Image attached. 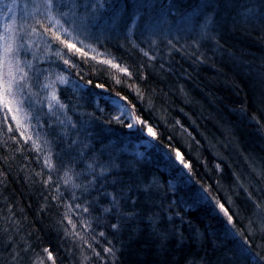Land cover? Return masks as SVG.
Returning a JSON list of instances; mask_svg holds the SVG:
<instances>
[{"label": "snow or ice", "instance_id": "obj_1", "mask_svg": "<svg viewBox=\"0 0 264 264\" xmlns=\"http://www.w3.org/2000/svg\"><path fill=\"white\" fill-rule=\"evenodd\" d=\"M106 2L0 0V111L4 113L0 120V186L7 188L9 174L19 163L18 171L24 173L26 186L35 189L30 195L39 197L41 218L51 220V227L59 237L58 246L75 258V264H117L120 249L114 240L133 222L147 219L148 226L162 242L173 234L183 239V234L164 227L165 214L172 221L173 213L169 210L175 206V202L165 204L171 200L168 190L155 177L148 181L139 171L124 172L116 162L114 147L102 140L98 143L92 131L94 121L100 118L87 113L88 119H84L85 114L77 112L70 93L92 97L96 95L95 89L109 92L116 88L112 94L123 103L115 104L117 114L105 123L114 120L129 129L139 126L147 136L160 141V132L131 97L134 93L141 104L156 108L153 94L157 89L149 92L142 86L147 85L152 75H145V71L152 68L167 77L173 72L176 54L187 57L193 65L204 64L207 57L201 49L205 42L223 47L215 31L216 10L211 0H207L175 23L164 18L141 25L139 16L132 18L130 24L123 25L124 43L120 47L137 59L131 64L122 63L107 49L99 48L110 38L106 28L118 29L122 25L119 14H115L109 25L101 27ZM258 7L259 16L257 6L246 8L243 15L246 20L258 19L264 30V0ZM165 41L169 66L159 63L157 69L159 47ZM84 65L88 66L87 72ZM178 71L188 75L182 67ZM105 72L109 73L111 84L97 75ZM249 75L251 87L245 85L248 90L239 102V110L264 133V62L254 70L249 69ZM234 86L238 92L244 90L239 84ZM125 91L127 94H123ZM179 91L183 92V86ZM160 99L163 101V97ZM161 113L166 120L163 103ZM175 126L195 140L181 120H175ZM173 139L169 136L166 145L171 157L180 171L186 169L193 175L192 159L180 147L172 146ZM245 160L249 168L247 179L233 173L235 195L244 194L250 211L247 217L250 231L264 234V156H245ZM216 169L222 170L221 165L217 164ZM216 183L219 185V181ZM204 191L236 228L234 214L226 203L212 197L211 186ZM227 203L235 201L229 196ZM5 209L0 212V264H58L59 257L54 255L57 249L38 235L43 228L33 227L39 221L35 218L29 221L25 209L17 211L7 197ZM174 215L179 216L180 212ZM244 243L251 248L248 240Z\"/></svg>", "mask_w": 264, "mask_h": 264}, {"label": "trees", "instance_id": "obj_2", "mask_svg": "<svg viewBox=\"0 0 264 264\" xmlns=\"http://www.w3.org/2000/svg\"><path fill=\"white\" fill-rule=\"evenodd\" d=\"M206 2L207 0H107L102 11L101 27L109 25L110 18L115 14H119L122 25L118 29L106 28V35H110V38L99 45L100 51L107 49L122 63L131 64L137 57L120 47L124 43V24H130L131 19L137 16L141 18V25L146 21L164 18L175 23L181 16L193 12ZM211 3L218 21L215 31L219 33L218 39L223 47H217L212 41L205 42L201 49L207 57V63L204 64L193 65L187 57L176 54L172 60L173 72L167 77L148 68L145 75H152L147 85L142 83V86L149 92L152 88L157 89V93L153 94L156 96L155 109H149L147 104H141L135 99L134 93L131 94L138 109H144V117L162 136L160 141L152 139L151 146L141 158L129 151L134 143L147 139L140 127L131 130L114 120L111 124L105 123V120L111 119L112 110L102 98L106 95L118 99L112 94L116 88L109 92L95 89L96 95L92 97L70 93L77 112L85 114L84 119H88L87 113H94L100 118L94 121L92 131L97 135L98 143L102 140L104 144L114 147L116 162L123 171H139L148 181L155 177L168 190L171 198L165 204L175 202V206L169 210L173 213L172 221L167 220L166 213L164 227L170 232L178 230L183 234V239L173 234L162 242L148 226L147 219L133 222L114 240L116 248L120 249L117 264H264V259L260 258L264 256V234L259 230L254 233L250 231L247 220L250 211L245 205L244 194L241 193L239 197L235 195L233 175L235 173L247 179L249 168L245 156H264V133L258 131L253 122L239 110V102L248 90L245 85L251 87L249 69L254 70L264 62V30L258 19L249 17L246 20L243 15L246 8L257 6L256 15L259 16L258 6L261 0H211ZM180 43H184V39ZM143 46L147 48L146 44ZM167 52L165 41L159 47L157 69L159 63H164L166 68L169 66ZM130 56L132 59H129ZM83 67L87 72L88 66ZM181 67L188 75L178 71ZM97 75L102 81L112 83L109 73ZM235 84H239L244 90L238 92ZM181 86L183 92L179 91ZM123 94H127V91ZM160 97H163V101ZM162 103L166 120L161 118ZM2 119L0 111V120ZM177 119L182 121L195 140L188 137L179 126L174 127ZM169 136L174 137L172 146L180 147L192 159L193 175L190 176L186 169L179 170L180 166L175 163L166 147ZM195 141H199V144ZM217 164L221 165L222 170L216 169ZM19 167L18 163L9 174L7 188L0 186V212L6 211V197L9 203L17 206V211L24 208L29 221L33 218L39 221L33 227L43 228L38 235L43 237L45 243L51 241V246L57 249L54 255L59 257L58 264H75V258L58 246L59 237L51 227V220L41 218L38 211L39 197L30 195L35 189L26 186L24 173L18 171ZM210 186L212 197L221 199L233 212L236 228L215 208L211 197L204 191ZM229 196L235 203H227ZM177 211L180 212L179 216L174 215ZM135 228L138 231H134ZM245 240L249 241L251 248L244 243ZM6 255L7 253H3V256Z\"/></svg>", "mask_w": 264, "mask_h": 264}, {"label": "rangeland", "instance_id": "obj_3", "mask_svg": "<svg viewBox=\"0 0 264 264\" xmlns=\"http://www.w3.org/2000/svg\"><path fill=\"white\" fill-rule=\"evenodd\" d=\"M102 99H103V102L107 103V106L112 110L111 115L112 116L116 115L117 113L115 111V104L117 102H119V103H122V102L118 101V99H113V98H110L109 96H106V95L103 96ZM1 112L4 116L3 111H1ZM137 127H139V126L133 127L131 130L136 129ZM144 133H145V136H147L146 132H144ZM151 141H152V138L147 136L146 140H144L140 143H134L132 146H130L129 151L132 152V154H135V156H137L138 158H141L142 156H144V154L146 153L148 148L151 146Z\"/></svg>", "mask_w": 264, "mask_h": 264}]
</instances>
